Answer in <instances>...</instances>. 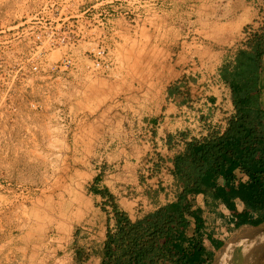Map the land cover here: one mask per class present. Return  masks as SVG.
Here are the masks:
<instances>
[{"label": "rangeland", "instance_id": "1", "mask_svg": "<svg viewBox=\"0 0 264 264\" xmlns=\"http://www.w3.org/2000/svg\"><path fill=\"white\" fill-rule=\"evenodd\" d=\"M250 2L0 0V264L98 263L87 254L110 216L87 183L154 174L141 123L180 69L204 73L244 46L264 23V1L252 21ZM249 236L228 264L243 263Z\"/></svg>", "mask_w": 264, "mask_h": 264}, {"label": "trees", "instance_id": "2", "mask_svg": "<svg viewBox=\"0 0 264 264\" xmlns=\"http://www.w3.org/2000/svg\"><path fill=\"white\" fill-rule=\"evenodd\" d=\"M230 80L236 113L224 130H215L185 142L173 159L171 174L181 190L174 201L136 219L114 209V226L108 227L100 264H208L202 239L201 209L194 206L197 194L209 195L226 206L238 198L243 223L264 221V110L258 103L257 79L260 43ZM240 168L248 179L233 185V170ZM224 179L219 185L217 178ZM194 229L188 235L190 219Z\"/></svg>", "mask_w": 264, "mask_h": 264}, {"label": "crops", "instance_id": "3", "mask_svg": "<svg viewBox=\"0 0 264 264\" xmlns=\"http://www.w3.org/2000/svg\"><path fill=\"white\" fill-rule=\"evenodd\" d=\"M263 1L251 0L245 7L251 21L259 19ZM263 24L253 22L255 33L248 37L244 46L230 52L229 50L218 52L211 68L204 69V73L202 70L191 72L189 69H180L175 81L168 85L159 114L141 123L144 129H152L151 142L159 159L156 170L149 179L145 181L136 179L129 185L128 181L123 180H120V183L117 181L108 183L96 175L87 183L86 189L90 200L110 216L105 233L93 241V254L92 245L89 247L91 249L87 254L89 261L95 260L100 264L107 229L112 228L115 223L113 216L115 208L129 218L136 219L176 199L181 187L171 174L172 159L184 149L193 128L196 129V124L192 125L186 120L187 115L184 114L186 106L192 104L202 113V118L208 120L204 126L205 134L214 129L222 131L226 128L228 120L236 113L232 104L231 77L243 67L246 60L255 55V37L264 33ZM260 44L263 52L259 55L258 62L257 97L260 108L264 110V41ZM211 76L216 77L218 81L216 85L211 84ZM240 170L238 167L233 170L234 186L238 183L236 177ZM217 183L223 185L224 179L218 177ZM194 206L201 209L202 239L209 255L208 264L212 259L211 254L223 245L222 236L227 234V231L240 240L245 237L237 234L243 230L248 231L252 226L239 219L238 215L244 210V205L238 198L231 202V206H226L209 195L197 194L194 197ZM242 227L245 228L241 229ZM193 229L194 221L191 218L187 228L188 235L192 234Z\"/></svg>", "mask_w": 264, "mask_h": 264}, {"label": "built area", "instance_id": "4", "mask_svg": "<svg viewBox=\"0 0 264 264\" xmlns=\"http://www.w3.org/2000/svg\"><path fill=\"white\" fill-rule=\"evenodd\" d=\"M256 22H259V21L256 20ZM263 26H264V24H263ZM246 32H247V34L251 33V35H253L255 33V31L253 30L252 24L249 25V28H247ZM217 83H218V81H217L216 77H212L211 84L216 85ZM184 114L187 115V119H186L187 122H189L192 125L196 124V129L193 128V133L189 137V140L191 138L200 139V138L208 135V134H205L206 130L204 127L207 124L208 120L202 118V113L199 110L195 109L192 104H189L186 106V111L184 112ZM215 130H221V129H214L212 131H215ZM212 131H210L209 133H211ZM247 178H248V176L243 171L240 170L239 175L236 177V182L245 181ZM263 178H264V175H263Z\"/></svg>", "mask_w": 264, "mask_h": 264}, {"label": "water", "instance_id": "5", "mask_svg": "<svg viewBox=\"0 0 264 264\" xmlns=\"http://www.w3.org/2000/svg\"><path fill=\"white\" fill-rule=\"evenodd\" d=\"M249 250L245 252L242 264H264V221L252 225ZM257 231V233H256Z\"/></svg>", "mask_w": 264, "mask_h": 264}, {"label": "bare ground", "instance_id": "6", "mask_svg": "<svg viewBox=\"0 0 264 264\" xmlns=\"http://www.w3.org/2000/svg\"><path fill=\"white\" fill-rule=\"evenodd\" d=\"M247 233H248V231L243 230L242 232H240L237 235H239V236L241 235V237L244 236L245 238H247V236H249ZM256 233H257V231H256ZM249 234L251 235V232ZM249 237H251V236H249ZM232 238L234 239L235 236H233ZM245 238H243V239H245ZM243 239H240L235 243H231V242L229 243L228 242L227 244H225L224 246L219 248L215 253L212 264H228V260L231 256V252L233 250V247L236 244L242 243ZM247 250H249V245L247 243H244V251L247 252Z\"/></svg>", "mask_w": 264, "mask_h": 264}]
</instances>
